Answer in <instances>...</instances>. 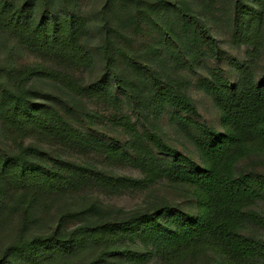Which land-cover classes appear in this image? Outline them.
<instances>
[{
	"label": "trees",
	"instance_id": "1",
	"mask_svg": "<svg viewBox=\"0 0 264 264\" xmlns=\"http://www.w3.org/2000/svg\"><path fill=\"white\" fill-rule=\"evenodd\" d=\"M39 1L0 0V31L65 68L0 59V123L13 134L9 147L0 139V217L21 223L0 264H264V168L254 157L264 152V0H99L94 20L78 0H44L38 16ZM97 56L103 69L92 80L68 72ZM41 140L96 151L139 176ZM164 183L183 190L179 202L126 211L61 200Z\"/></svg>",
	"mask_w": 264,
	"mask_h": 264
},
{
	"label": "rangeland",
	"instance_id": "2",
	"mask_svg": "<svg viewBox=\"0 0 264 264\" xmlns=\"http://www.w3.org/2000/svg\"><path fill=\"white\" fill-rule=\"evenodd\" d=\"M19 3L25 2V0H17ZM99 7V0H78L77 9L81 13H85L90 19L94 20L95 10ZM46 8V2L44 0H40L37 4L36 15L40 16ZM102 40V36L97 29L91 30L88 35V44L92 46L94 51L97 49L95 45L99 44ZM0 59H5L9 62V65L16 68L21 69L24 67H31L36 65L55 67L64 70L65 68L61 67L56 61L49 57H45L44 55L38 53L33 49H28L16 42L12 38L6 36L0 31ZM259 63L264 64V54L259 58ZM102 61L97 56L94 60V64L89 68H76L72 67L68 70V72L75 74L81 81L88 82L95 78L103 69ZM59 65V67H57ZM61 67V68H60ZM45 88H53L55 89V85H52L51 81H39ZM198 101L201 104L204 112L210 116H216V111L212 104L211 99H209L205 94L199 92L195 94ZM92 108L99 110L101 113L107 114L106 109L102 105L92 104ZM101 124V121L99 122ZM107 126L106 128L116 134L109 124L108 120H102V125ZM171 134L175 135V132L171 130ZM0 139L1 142L4 143L7 147L12 145L13 142V134L5 130L0 123ZM28 140H36L39 139L33 135L30 136ZM43 146L47 149L51 150L54 153L61 154L64 157L71 158L73 160H77L83 163H91L92 165L106 168L108 170L115 171L120 174L129 175V176H139L136 170L132 169V167L120 163L113 162L104 155L91 150H83L70 147L69 145H60L57 143H50L47 140H41ZM254 157L260 162V167L264 168V152L254 155ZM179 188V189H178ZM183 190L178 186H173L171 183L160 184L153 188V190H147L143 192H134V193H111L108 191H103L100 189H88L83 191H75L70 196H65V199H61L64 203L69 202V204H77L75 202H90L91 200H100V202L109 207L113 208H123L124 210H142L148 207L152 200H171L175 202H179L183 197ZM45 204H50L51 197H45L42 199ZM46 205V206H47ZM124 212V211H123ZM21 227V223L18 222V218L11 217L10 213L5 214L0 217V255L3 254L4 250L8 245L13 243L19 236V229ZM44 229V227H43ZM36 228L33 227V232H35ZM51 256V255H49ZM48 257V256H47ZM45 264H76L75 261L63 262L61 263H50V261H46ZM19 264H36L32 261L31 258L24 259L21 258ZM142 264H161L156 259L147 260ZM204 264V263H203Z\"/></svg>",
	"mask_w": 264,
	"mask_h": 264
}]
</instances>
